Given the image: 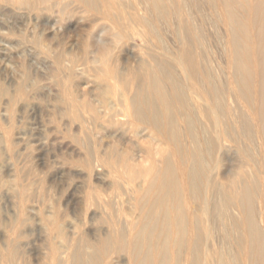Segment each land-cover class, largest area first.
I'll return each instance as SVG.
<instances>
[{
  "label": "bare ground",
  "instance_id": "obj_1",
  "mask_svg": "<svg viewBox=\"0 0 264 264\" xmlns=\"http://www.w3.org/2000/svg\"><path fill=\"white\" fill-rule=\"evenodd\" d=\"M10 14L36 22L33 46ZM26 50L51 77L7 61ZM34 97L77 124L64 167L48 125L16 126ZM59 173L83 194L74 220L41 206ZM3 196L19 214L0 204V264H264V0H0Z\"/></svg>",
  "mask_w": 264,
  "mask_h": 264
},
{
  "label": "rangeland",
  "instance_id": "obj_2",
  "mask_svg": "<svg viewBox=\"0 0 264 264\" xmlns=\"http://www.w3.org/2000/svg\"><path fill=\"white\" fill-rule=\"evenodd\" d=\"M203 9H205V7L203 8ZM209 9V8H208ZM206 10V11H205ZM204 10V12H206V13H204L205 15H207L209 12V10L210 11H212L211 9H209V10H207V8ZM14 14H10V18H8V20H12V19H14L15 21H17L18 22V26H17V29H19V25L23 28H21L20 27V29L21 30H24V31H21L20 33L21 34H19V31L17 30V32H18V36H16L15 38H22L23 39V37L22 36H24V34L25 33H28V35L31 33V31H32V28H34V27H36V22H34V20H33V22H32V18H30V20L31 21H28V17L25 19V22L23 23V19H19L20 17H18V20L15 18V16H13ZM209 15V14H208ZM207 15V16H208ZM212 15V13L210 12V16ZM206 16V17H207ZM14 17V18H13ZM13 20V21H14ZM20 20V21H19ZM207 20H208V28L207 29H209V31H212L213 30V33H214V31L217 29H219V31L220 32H216L215 31V33H214V36H212V37H209V39H208V41H210V42H213V43H210L209 42V44H211L210 46H211V49H213V51H212V53H214V57L217 59V58H219L220 56L221 57H224V55H226L224 58H219V60H217L216 61V59H215V62H217L216 64H218L219 66L221 65H224V67H225V64H226V58H227V52H226V44H225V40H224V38H223V35H224V32H225V29H224V26L223 25H221V23L220 22H218V21H216V27L215 28H213L212 27V25H211V23H210V18L209 17H207ZM206 20V21H207ZM22 21V22H21ZM20 22V23H19ZM26 22H28V27L26 26ZM21 23H23V24H21ZM31 23V24H30ZM34 25H33V24ZM210 24V25H209ZM220 24V25H219ZM24 26H26V27H24ZM25 28H27V29H25ZM31 28V29H30ZM83 28V27H82ZM85 28H86V26H85ZM210 28H211V30H210ZM213 28V29H212ZM28 29H30V30H28ZM72 29H74L73 27H71V29H70V32L68 33V36H70V37H67V36H65V37H67V38H70V39H78V37L80 38L81 36H83L84 37V32H83V34L82 33H80L81 34V36H77L76 34L77 33H74L75 31L77 32V30H72ZM222 29V30H221ZM28 32H27V31ZM26 31V32H25ZM71 31H73V32H71ZM86 33V32H85ZM210 33V32H209ZM212 33V32H211ZM210 33V34H211ZM216 33H218V34H216ZM23 34V35H22ZM216 34V35H215ZM67 35V34H66ZM79 35V34H78ZM75 38H74V37ZM167 36V40H168V42L170 41V40H172V34L171 33H169L168 35H166ZM218 36V37H217ZM219 36H221V37H219ZM25 38L24 39H26V38H28V39H30V36H28V37H26V36H24ZM72 37V38H71ZM213 37H215V38H213ZM219 39V38H222L221 40L219 39V40H217V39ZM23 39V40H24ZM170 39V40H169ZM31 40V39H30ZM224 40V41H223ZM25 41V40H24ZM27 41V40H26ZM25 41V46L26 47H30V46H33L32 45V42L30 41V42H26ZM220 41H223V42H220ZM169 43H171V41L169 42ZM168 43V44H169ZM218 43V44H217ZM172 44V43H171ZM215 48H218V49H215ZM224 48V49H223ZM224 51V52H223ZM217 52H218V54H217ZM220 52V53H219ZM226 52V53H225ZM224 53V54H223ZM217 54V55H216ZM14 55H16L15 57H12V58H8L7 59V61L9 60L12 64H14V65H16L17 67H18V69L20 68V66L22 65V63L26 60V61H28V63H29V66H30V69H31V71L32 72H35V73H37L38 71H39V73H41V74H45L47 77H51L52 75V71H50V67L52 68V66H50V65H47V67H46V65H44V61H42L43 59H42V57H40V56H45L46 54L44 53V55H43V53H41L40 55L39 54H37L38 56H39V58H38V56H37V58L39 59H32L31 57H28V56H30L29 55V50H26V52L23 54V57L22 58H20V54L18 55V54H14ZM19 56V57H18ZM217 56V57H216ZM219 56V57H218ZM28 57V58H27ZM41 59V60H40ZM223 59L225 60L224 62H225V64H224V62H223ZM22 60V61H21ZM8 61V62H9ZM42 61V62H41ZM9 62V63H10ZM40 62V63H39ZM35 63H36V65H35ZM39 64V65H38ZM34 66V67H33ZM42 66H44L45 68H43ZM50 66V67H49ZM39 68V67H42V68H39L38 70L36 69V68ZM48 67H49V69H48ZM34 68V69H33ZM44 69V70H43ZM46 69H48V70H46ZM42 71V72H41ZM51 72V74L49 75V73ZM6 73H8L7 71H6ZM35 73H32L31 75L33 76V74L35 75ZM16 74V75H15ZM13 75V76H12ZM45 75H43L44 77H46ZM225 75L226 74H223V76L225 77ZM5 77L3 78V80H4V82L5 83H9V82H7V81H9L11 78H15V77H17V78H19L20 77V72H19V70H17L16 72H14V73H11V75L8 73V76L7 75H4ZM19 76V77H18ZM59 76H61V75H59ZM48 79H46V81H47ZM45 81V82H46ZM10 86H12V85H10ZM81 86H84V84L82 85L81 84ZM256 86H258V85H256ZM12 89H14V87L12 86L11 87ZM51 97V96H50ZM39 98V99H38ZM38 98H36V97H34V99H31V101H29L28 102V104H30V105H27V106H31L32 108H30V107H27V108H29L28 110H27V108L24 110V106L22 107L21 106V104L22 103H19L18 104V106H19V108L21 109H19L18 108V106H16V109L18 108L21 112H19V110H16V111H18V113L16 114V116H17V118L16 119H22V120H16V126H18V127H22L23 128V126H22V124L24 125V128L26 129L27 128V131L28 130H30V131H28V132H33L34 130H33V128H35V130L37 129H39V126L41 127V125H45V127L47 126L48 128V130H49V133H51V134H49L46 130H45V133H44V131L42 132V134L41 135H45L46 136V134L48 133L51 137H53V138H55V137H58L57 139H56V141L58 142H56L55 143V145H54V147L52 148V150H58V151H56L57 152V155H58V158H57V156L55 155L56 154V152L55 151H51V153H52V155H54L55 157H56V159H59V164H60V166L61 167H64V166H62L63 165V162H65V163H68V161H69V159L71 158L70 157V153H71V151L72 150H70L71 148H72V141H73V137H72V135L70 136V134H67L68 133V131H69V129H71L72 128V133H73V127L74 126H76L77 124H75L74 126H72L71 127V125L70 124H68L67 125V123H69L68 121V119L66 118V117H62L63 119V121L64 122H66V123H64L63 121H58L57 123L55 122H53L54 120H55V118H57V116H54L53 114H52V107H53V103L51 102V103H49V99L47 100V101H45V99H43V100H41V98H43V97H38ZM31 102V103H30ZM33 102H34V105L36 106H34L33 105ZM45 102V103H44ZM47 104V105H46ZM51 105V106H49L48 107V105ZM22 108H21V107ZM33 107H34V109H33ZM46 107H47V109H48V111L50 112H48L47 111V109H46ZM254 107V106H253ZM252 107V108H253ZM40 108V109H39ZM23 109V110H22ZM38 109V110H37ZM43 109V110H42ZM254 110H255V107H254ZM254 110L253 109H250V110H248L249 112L251 111L252 112V114H254ZM23 111V112H22ZM25 111V112H24ZM42 113V114H41ZM20 114H22V115H20ZM26 114V115H25ZM28 114V115H27ZM21 116H22V118H21ZM49 116V117H48ZM26 117V118H25ZM50 118H51V121H50ZM58 119H61V117H59ZM57 119V120H58ZM28 120H30V121H28ZM68 120V121H67ZM21 121V122H20ZM27 121V122H26ZM44 121V122H43ZM47 123H46V122ZM56 121V120H55ZM18 122H20V124H18ZM26 124H25V123ZM52 122V123H51ZM42 123V124H41ZM51 123V124H50ZM63 123H64V125H63ZM36 125H37V127L38 128H36ZM34 126V127H33ZM62 126V127H61ZM50 127V128H49ZM57 127V128H56ZM68 129H67V128ZM53 128V129H52ZM55 128H56V130L58 129V131L56 132V130H55ZM61 128V129H60ZM52 129V130H51ZM86 129L87 130H89V126H88V124H86ZM36 130V131H37ZM35 131V132H36ZM70 131V132H71ZM47 132V133H46ZM68 135H66V134ZM54 135H56V136H54ZM31 136V133L28 135V137H29V139H30V141L33 139L32 138V136ZM59 136L63 139H61V138H59ZM64 137V138H63ZM71 137V138H70ZM67 140H66V139ZM65 139V140H64ZM67 143H66V142ZM68 141H69V144H68ZM71 141V142H70ZM65 143V145H64V143ZM71 143V144H70ZM62 145V146H60V145ZM69 146H68V145ZM58 146V147H57ZM60 147V148H59ZM61 147H62V149H61ZM67 147H71L70 149L69 148H67ZM64 149H67V150H64ZM50 150H51V148H50ZM64 151H66V152H68V153H65ZM58 152H60V153H58ZM64 154H66L65 156H62V155H64ZM55 153V154H54ZM62 154V155H61ZM61 155V156H60ZM235 156V157H234ZM234 156H232L233 158H236V155H234ZM44 157V156H43ZM55 157H52V159L53 158H55ZM63 157V158H62ZM66 158V160H65V158ZM67 158H69V159H67ZM7 159H9V157H7ZM51 159V160H52ZM61 159H62V161H61ZM64 160V161H63ZM235 161H233L234 163L235 162H237L236 161V159H234ZM232 162V163H233ZM233 163V164H234ZM25 163H23V164H21V166H23ZM20 165V164H19ZM18 168H19V166H18ZM50 174H51V172H50ZM43 176V175H42ZM6 179L5 180H10V179H12V177L11 176H6L5 177ZM44 178H46V179H44ZM48 178V179H47ZM51 178H52V176H50V177H44L43 176V180H41V183H42V185L44 186V188H45V186L47 187V188H45L46 190H47V194H48V192H51V197H50V199H46V200H44L45 202V206H44V204H42L41 206H43L42 208H45L46 207V203L48 204V206H47V208H50V210H52V211H56V210H59V212H60V209H61V213L62 214H64L65 216H67V219H69V220H74L76 217H78V215L81 213L80 212V210H81V206H82V204L80 205V203H81V200H82V198L80 197V196H82V195H79L80 193L78 192V193H76V192H70V190H67L66 189V187H67V185H68V183L69 182H71L70 181V179H69V177L65 174H56V176H55V178H53V180H51ZM57 178V179H56ZM58 178H60V179H58ZM13 180V179H12ZM54 180H56V181H54ZM78 181H80V179H77ZM61 184H63L64 185V188H62L61 187ZM60 185V186H59ZM39 184H37V185H34L32 188H33V190L34 191H38V188H39ZM58 187H61V188H58ZM51 188V189H50ZM49 189V190H48ZM54 190V191H53ZM64 190V191H63ZM67 190V191H66ZM59 191V192H58ZM67 193H66V192ZM65 192V193H64ZM70 192V193H69ZM60 193V194H59ZM75 193V194H74ZM73 194V195H72ZM78 195V196H77ZM5 197L6 196H3V198L0 200V204H1V206L3 205L4 207L2 208L3 209V214H4V216L5 217H8V218H6V220H8L9 219V217H10V215H12V216H17V214H19V208H18V205H17V200L15 201V204L14 205H12V204H9V203H14V199H16V198H14L13 199V197H6V199H5ZM78 198V197H80L79 199H81V200H79V199H76V198ZM9 199H10V201H9ZM13 199V200H12ZM5 201V202H4ZM72 201H73V203H72ZM79 201V202H78ZM50 202V203H49ZM77 203H79V204H77ZM17 205V208L15 207ZM62 205V206H61ZM77 205H78V207H77ZM65 206V207H64ZM10 207H12L11 209H10ZM58 207H60V208H58ZM72 207V208H71ZM77 207V208H76ZM6 210H5V209ZM8 208V209H7ZM63 208V209H62ZM66 208V209H65ZM18 209V210H17ZM76 209V210H75ZM7 210H9V211H7ZM14 210V211H13ZM16 210V211H15ZM67 210V211H66ZM74 211V212H73ZM16 212V213H15ZM18 212V213H17ZM68 212V213H67ZM78 212V213H77ZM12 213V214H11ZM77 213V214H76ZM76 214V215H75ZM8 215V216H7ZM81 215V214H80ZM73 216V217H72ZM71 217V218H70ZM9 221V220H8ZM8 221H6L7 222V224L9 225V222ZM5 228V226H3V229ZM7 228V229H6ZM6 228L4 229V230H6L7 231V233H9L10 234V236H12L13 235V231L11 232L10 231V226H9V228L6 226ZM2 229V226H0V246H1V248H2V246H4V241H5V239L4 238H6V236L4 237V235H3V233L2 232H4V230ZM86 229V228H85ZM87 230V229H86ZM85 230V231H86ZM87 233L89 232V234L91 235L92 233L90 232V231H86ZM8 234V235H9ZM36 234V233H35ZM35 234L33 235V236H31L32 237V239H33V242H34V244H35V246H37L38 245V243L36 242L35 243V238H36V236H35ZM1 236H3V237H1ZM34 237V238H33ZM4 239V241H3V239ZM7 239V238H6ZM27 240V239H26ZM0 248V249H1ZM2 249H4V247L2 248ZM1 249V250H2Z\"/></svg>",
  "mask_w": 264,
  "mask_h": 264
}]
</instances>
